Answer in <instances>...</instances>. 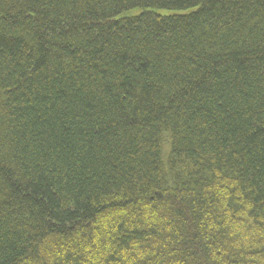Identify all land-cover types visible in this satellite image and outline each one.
Masks as SVG:
<instances>
[{
	"label": "trees",
	"instance_id": "trees-1",
	"mask_svg": "<svg viewBox=\"0 0 264 264\" xmlns=\"http://www.w3.org/2000/svg\"><path fill=\"white\" fill-rule=\"evenodd\" d=\"M0 264H264V0H0Z\"/></svg>",
	"mask_w": 264,
	"mask_h": 264
}]
</instances>
